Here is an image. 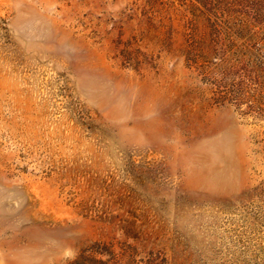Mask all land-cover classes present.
<instances>
[{
	"label": "rangeland",
	"instance_id": "1",
	"mask_svg": "<svg viewBox=\"0 0 264 264\" xmlns=\"http://www.w3.org/2000/svg\"><path fill=\"white\" fill-rule=\"evenodd\" d=\"M84 250L264 264V0H0V264Z\"/></svg>",
	"mask_w": 264,
	"mask_h": 264
},
{
	"label": "trees",
	"instance_id": "2",
	"mask_svg": "<svg viewBox=\"0 0 264 264\" xmlns=\"http://www.w3.org/2000/svg\"><path fill=\"white\" fill-rule=\"evenodd\" d=\"M123 246H125L127 249H132L134 251H137L141 246H144L143 240L140 238H133L131 241L130 238H126L119 241ZM106 244V243H105ZM115 243L114 241H111L110 243L106 244L107 246H113ZM88 252V250H87ZM105 252L101 251H91L90 253H86V250H84L81 255L74 261L75 264H90L98 263V264H108L111 259L104 260L103 258H98V256L103 257ZM155 260L150 259L146 262V264H154ZM73 263V264H74Z\"/></svg>",
	"mask_w": 264,
	"mask_h": 264
},
{
	"label": "bare ground",
	"instance_id": "3",
	"mask_svg": "<svg viewBox=\"0 0 264 264\" xmlns=\"http://www.w3.org/2000/svg\"><path fill=\"white\" fill-rule=\"evenodd\" d=\"M215 142V141H214Z\"/></svg>",
	"mask_w": 264,
	"mask_h": 264
}]
</instances>
